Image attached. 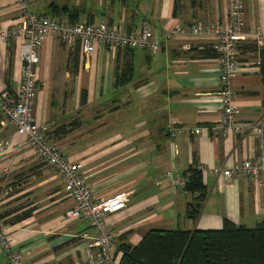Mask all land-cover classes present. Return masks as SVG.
I'll return each mask as SVG.
<instances>
[{"label": "crops", "instance_id": "crops-1", "mask_svg": "<svg viewBox=\"0 0 264 264\" xmlns=\"http://www.w3.org/2000/svg\"><path fill=\"white\" fill-rule=\"evenodd\" d=\"M242 3L246 39L240 45L254 44V37L264 36V0ZM30 10L67 22L103 19L125 31L146 22L160 40L156 52L97 46L84 59L78 43L68 49L47 35L34 67L35 121L49 131L71 128L53 142L78 164L94 199L128 193L125 207L104 217L116 248L121 242L136 245L151 229L214 230L224 219L245 227L264 223V182L220 175L248 157L264 167V136L227 132L213 137L202 131L170 138L166 131L170 123L210 128L219 122V62L212 52L195 48L213 36L192 35L189 27L197 20L206 27L228 25L229 0H30ZM18 18V1L0 0V90L10 95L20 84L21 62L15 38L6 41L1 33ZM175 27L183 32L171 36ZM185 44L192 48L185 50ZM238 59L243 64L230 81L237 118L256 121L264 118V47H242ZM1 143L9 147L0 150V216L11 244L27 253L28 264L85 259L80 235L88 223L64 216L70 201L59 173L39 160L9 124H0ZM189 166L201 167L206 188L195 221L185 215L189 194L164 177L169 169L182 176ZM0 264H8L1 248Z\"/></svg>", "mask_w": 264, "mask_h": 264}, {"label": "built area", "instance_id": "built-area-1", "mask_svg": "<svg viewBox=\"0 0 264 264\" xmlns=\"http://www.w3.org/2000/svg\"><path fill=\"white\" fill-rule=\"evenodd\" d=\"M19 18L9 30L1 33V37L8 41L15 38L18 46V57L21 62L20 84L14 95L0 90V124H9L16 132L23 136L26 145L39 160L55 169L62 180V189L67 194L70 207L64 212L69 219H84L88 223V230L80 235L86 241L87 256L83 260H76L74 264H114L115 242L114 234L106 227L105 215L116 213L123 209L128 201V193L116 192L102 199H94L90 190L79 176V166L66 157L60 149L49 140L46 132L48 126L38 124L33 117V105L37 90V78L34 70L38 63V50L44 37L55 36L68 49L79 44L80 54L87 59L97 46L113 49H140L156 52L160 48V40L154 37L150 26L145 22L139 29L125 31L118 25H112L105 20L96 23L61 21L50 14L37 15L30 10V0H17ZM243 3L242 0H229V24L221 26L214 23L206 27L200 21H194L189 27L192 35L210 33L213 39L208 44L195 46L198 50L212 52L219 62L218 79L221 84L218 92V104L221 117L218 124L210 128H186L175 123L167 127V135L175 138L178 135H197L207 131L213 137L221 133L233 132L244 134L252 132L259 139L264 136V118L252 122L238 120V108L233 100L230 81L240 71L241 63L238 59V47L244 41L243 33ZM183 31L179 27L173 28L170 35H177ZM169 36V35H168ZM256 46L264 47V36L254 37ZM192 46L185 44L184 49ZM9 147L0 144V150ZM201 170V167H197ZM223 180L233 176L252 178L259 184L264 182V167L259 159L246 158L239 164L225 168L221 172ZM173 187L182 188L185 180L174 174L171 169L164 172ZM8 191L5 192L7 194ZM4 224L0 220V248L5 252L8 264H28L27 253L15 248L4 232ZM94 249V251H92Z\"/></svg>", "mask_w": 264, "mask_h": 264}, {"label": "trees", "instance_id": "trees-1", "mask_svg": "<svg viewBox=\"0 0 264 264\" xmlns=\"http://www.w3.org/2000/svg\"><path fill=\"white\" fill-rule=\"evenodd\" d=\"M242 47L254 49L256 44L238 49ZM68 131L71 128L62 125L47 129L46 135L53 141ZM181 177L183 191L190 196L185 215L195 221L206 198L201 171L189 166ZM114 252L116 264H264V223L245 227L224 219L221 228L214 230L151 229L136 245L121 242Z\"/></svg>", "mask_w": 264, "mask_h": 264}, {"label": "rangeland", "instance_id": "rangeland-1", "mask_svg": "<svg viewBox=\"0 0 264 264\" xmlns=\"http://www.w3.org/2000/svg\"><path fill=\"white\" fill-rule=\"evenodd\" d=\"M90 5V4H89ZM99 11H100V9H99ZM99 17V13L97 12L96 13V18H98ZM1 223H2V220H1Z\"/></svg>", "mask_w": 264, "mask_h": 264}]
</instances>
